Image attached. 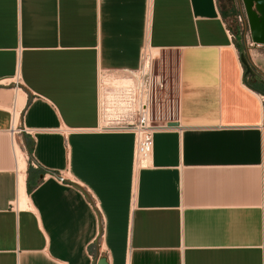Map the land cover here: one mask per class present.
Listing matches in <instances>:
<instances>
[{
    "label": "crops",
    "instance_id": "0c3cea01",
    "mask_svg": "<svg viewBox=\"0 0 264 264\" xmlns=\"http://www.w3.org/2000/svg\"><path fill=\"white\" fill-rule=\"evenodd\" d=\"M225 7L0 0V264H264V107L241 54L264 72ZM147 44L173 65L179 126L136 172L134 136L97 131L98 79Z\"/></svg>",
    "mask_w": 264,
    "mask_h": 264
},
{
    "label": "built area",
    "instance_id": "2783aa9c",
    "mask_svg": "<svg viewBox=\"0 0 264 264\" xmlns=\"http://www.w3.org/2000/svg\"><path fill=\"white\" fill-rule=\"evenodd\" d=\"M236 25L238 34L244 36L248 46L252 48L256 45L252 41L245 13L236 18ZM231 36L235 37L233 33ZM153 54L147 44L136 69L117 75L101 72L98 79L97 131L134 136L133 165L136 172L150 166L154 135L172 128L170 123H173L178 108L173 85L166 76L156 72L158 57ZM259 97L264 107V95L259 94Z\"/></svg>",
    "mask_w": 264,
    "mask_h": 264
},
{
    "label": "rangeland",
    "instance_id": "374dc122",
    "mask_svg": "<svg viewBox=\"0 0 264 264\" xmlns=\"http://www.w3.org/2000/svg\"><path fill=\"white\" fill-rule=\"evenodd\" d=\"M224 3L226 6L225 7V11H226L225 14H227V17H228L227 26L230 29L231 33H233L234 35L238 34V29H237V25H236V18L240 14L245 13L242 0H224ZM239 38L241 39V42H242V40L244 39V36L239 35ZM245 47L246 48H244L245 49L244 52L249 54L250 59L253 56V62H255V64L260 66L261 69H259V70L264 72V46L254 45L252 48L249 47L253 51L251 53L249 51V48L246 45H245ZM153 55L156 56L155 54H153ZM173 69H174L173 65L171 64V61H170L168 56L165 55L162 57L161 56L158 57V59L155 63L156 72L161 73L164 76H166L169 80H171L172 84L174 81V77L171 76ZM17 110H19V108Z\"/></svg>",
    "mask_w": 264,
    "mask_h": 264
},
{
    "label": "water",
    "instance_id": "95a60500",
    "mask_svg": "<svg viewBox=\"0 0 264 264\" xmlns=\"http://www.w3.org/2000/svg\"><path fill=\"white\" fill-rule=\"evenodd\" d=\"M242 3L252 41L258 46H264V0H242ZM241 62L246 69L245 77L252 76L253 69L245 54H241ZM253 90L261 94L258 90L254 88ZM178 126V123H170V127ZM98 264H108V262L106 258H102L98 261Z\"/></svg>",
    "mask_w": 264,
    "mask_h": 264
},
{
    "label": "bare ground",
    "instance_id": "6f19581e",
    "mask_svg": "<svg viewBox=\"0 0 264 264\" xmlns=\"http://www.w3.org/2000/svg\"><path fill=\"white\" fill-rule=\"evenodd\" d=\"M16 115L17 114L15 112H13V129H16V127L19 125V123L17 124V122H16V120H18V117L15 120V124H14V119H15ZM15 147H16V152H17V156H18L19 168H20V171H22V173H23V171H24L23 157H22V154H21L19 148L16 146V144H15ZM20 182H21V190H20V194H21V208H26L25 195H24V192H23L24 174L21 175Z\"/></svg>",
    "mask_w": 264,
    "mask_h": 264
},
{
    "label": "flooded vegetation",
    "instance_id": "af4514ba",
    "mask_svg": "<svg viewBox=\"0 0 264 264\" xmlns=\"http://www.w3.org/2000/svg\"><path fill=\"white\" fill-rule=\"evenodd\" d=\"M247 80L254 89L264 94V77L255 68H253V75H248Z\"/></svg>",
    "mask_w": 264,
    "mask_h": 264
},
{
    "label": "trees",
    "instance_id": "16d2710c",
    "mask_svg": "<svg viewBox=\"0 0 264 264\" xmlns=\"http://www.w3.org/2000/svg\"><path fill=\"white\" fill-rule=\"evenodd\" d=\"M248 83H249V82H248ZM249 85H250V83H249ZM250 86H251V85H250ZM251 87H252V86H251ZM30 186H31V185H30V183H29V185H28V189H29V190H30Z\"/></svg>",
    "mask_w": 264,
    "mask_h": 264
}]
</instances>
